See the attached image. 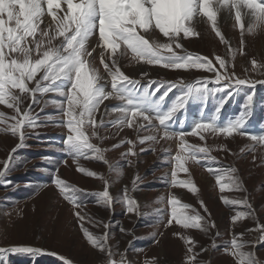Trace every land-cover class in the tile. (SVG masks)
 I'll return each instance as SVG.
<instances>
[{
	"label": "snow or ice",
	"instance_id": "snow-or-ice-1",
	"mask_svg": "<svg viewBox=\"0 0 264 264\" xmlns=\"http://www.w3.org/2000/svg\"><path fill=\"white\" fill-rule=\"evenodd\" d=\"M226 12L229 19H234V27L241 32L240 54H244V35L255 34L259 28H264V0H0V105L6 106L14 112L8 116L0 112V133L10 134L18 138V143L3 161L0 169V179L14 166L15 153L24 146L26 129H35L43 126L38 123V115H33V106L42 101L45 106L54 105L59 109L60 115L66 119L58 121L57 125L67 129L61 149L77 165V171L88 177L103 181L104 189L96 193L99 197L97 203L111 209L114 198L110 195L109 180L103 175L87 170L79 165L81 159H93L108 165L109 172L123 175L122 168L112 165L106 159L105 153L118 149L125 143L130 145L127 151L121 153L128 165L132 164L130 156H136L133 150L136 140L120 139L111 145V149L101 148L99 144L91 142L95 138L100 143L108 137L101 136V129L116 128L117 135L124 128L134 129L137 133L142 130L152 134L144 135L138 139L139 144L152 142L157 144L160 140H177V151L171 154L170 148L162 151L170 156L173 162L170 186L187 188L191 193L198 189L191 180L177 179V171L187 173L186 164L189 161L199 163L201 160L216 161L210 156V149L200 145H191L186 136H199L205 140L201 133L207 132L216 135L232 137L234 134L247 136L256 144H264V132L249 134L243 131L246 128L250 115V106L253 95L246 97L244 110L239 117L220 121L219 113L223 109L232 91H227L217 102L214 115L205 120L194 122L190 132L173 130V123L178 111L185 109L189 101L206 103L209 96L214 93L225 92L228 89L239 90L242 86L254 88L257 83L264 84V80L236 77L234 71L229 72L230 60L216 56L219 68L208 57L188 52L184 49L182 40L199 36L196 25L208 23L211 30L221 43L228 46V55L235 59L237 52L232 49L229 41L218 27V15ZM50 17V20L47 19ZM96 38L95 45L92 39ZM182 50L178 52L177 50ZM94 53L96 55H94ZM97 57L103 72L96 66ZM129 60L150 66H160L169 70L197 69L214 73L211 82L221 85L216 89L207 87L206 79L185 83L179 81L149 80V84H156L155 91L149 92L145 88L143 93L136 87L139 81L126 75L121 69V62ZM252 71L264 75V64H258L255 59L251 61ZM220 69L224 70L222 75ZM248 69H245L247 72ZM144 71L142 77H148ZM224 81L223 84L221 82ZM110 84V90L107 85ZM199 85V86H197ZM179 87L182 95L165 109L164 100L172 88ZM164 88L162 95L152 99L156 92ZM53 93L58 98L43 99L47 94ZM120 101L117 106L109 108L104 105L106 100ZM30 101L25 107V101ZM104 105L103 111L101 106ZM43 111V109H41ZM99 115V119L97 116ZM115 117L106 119V117ZM49 121L51 117H48ZM11 121V122H10ZM156 121L158 123H153ZM91 129V132H89ZM155 151V148H151ZM141 152L145 149L141 148ZM203 154V155H200ZM255 159V158H254ZM67 164V161H64ZM207 170L215 175L216 182L223 192L228 190H242L238 177L228 176L230 187L221 185L225 171L235 173V168ZM52 184L58 189L63 199L73 205L75 209L83 206L79 203L82 190L59 177V169L55 170ZM139 177L133 179V185ZM125 186L121 203L125 205L127 213L138 212V201L127 195ZM225 205L240 204L251 209L247 199L228 200L221 198ZM164 197L157 199L156 203H163ZM204 207L203 201H200ZM167 204L170 206L167 226L173 224L185 229H199L207 232L209 227L214 228L215 222L205 220L198 211L190 205L181 204L175 194H169ZM207 211L206 207L204 208ZM158 215L164 210L157 209ZM74 215L80 221V227L87 242L96 250L106 256V264H132L126 259V253L120 254V259H114V253L108 245L109 233L95 236L84 227L86 217L81 211ZM249 212H236L231 217L236 222L245 217L252 216ZM91 222V221H89ZM105 229L109 228L104 224ZM122 232L125 229L121 228ZM248 232L259 233L255 241H245L244 233L235 234L225 252L231 251L236 264H260L254 251H245L249 246L255 248L257 244L264 243V224L247 229ZM187 247L186 264H197L198 253L193 251L194 242L191 237L179 233ZM219 235V233H217ZM215 247V244H213ZM206 249H201V252ZM43 250L32 246L0 247V256L7 253L40 254ZM58 255V254H57ZM62 264H73V261L61 257ZM145 264H156L155 258L146 260ZM210 264V262H199Z\"/></svg>",
	"mask_w": 264,
	"mask_h": 264
},
{
	"label": "rangeland",
	"instance_id": "rangeland-1",
	"mask_svg": "<svg viewBox=\"0 0 264 264\" xmlns=\"http://www.w3.org/2000/svg\"><path fill=\"white\" fill-rule=\"evenodd\" d=\"M220 16L218 15L217 18L218 27L229 41L231 48L237 52L234 60L228 55V46L221 43L208 23L196 25V30L200 33L199 36L182 40L184 49L208 57L216 68H219L215 60L216 56L230 60L229 72L234 71L236 77L264 80V75L252 71L251 65L253 59L258 64H264V28L257 29L255 34H248L245 31L244 54H240V29L234 27V19L221 23ZM92 45L95 44L92 43ZM177 51L182 53V50L178 49ZM94 55L96 54L94 53ZM140 64L125 59L121 62V69L129 77L131 75L127 73L138 65L143 68L149 66L151 69L163 71H156V74L151 73L148 77L141 75L135 78L131 77L139 81L136 87L140 93H143L145 88L151 92L155 91L157 85H150L149 80L179 81L182 78L185 83H192L197 80L203 82L205 79L207 81L214 79L213 72L197 69L169 70L160 66ZM96 66L103 72L98 57ZM245 69L248 71L245 72ZM220 72L222 75L224 74L223 69H220ZM223 83L224 81L221 82V84ZM107 89L110 90V84L107 85ZM164 90L161 88L151 98L157 99ZM180 95H182L181 88H172L168 96L165 97V109ZM254 95L261 107L253 109L250 106V115L246 128L243 130L249 134L264 132V90H255ZM231 96L234 100L233 111L228 114L225 103L219 113V119L222 118L223 121L239 117L244 110L247 97L245 91L237 90ZM52 98L58 97L49 93L43 99ZM109 101L112 103L107 104ZM29 102L26 100L24 106L26 107ZM119 103L120 101L114 99L104 102L109 108L117 106ZM187 104L190 112L194 109L206 111L207 119L212 116L215 105L212 101L203 105L198 104L197 101H189ZM33 109V115H38V123L43 122V126L26 129L24 146L14 154L16 163L6 176L0 179V247L32 246L42 249L43 252L38 254V264H62L61 257L70 259L73 264H106V256L94 249L84 237L79 226L81 222L74 215L75 211H81V214L86 217L83 225L93 235L100 236L108 231V245L114 253H117L114 259L119 260L120 254L126 253V259L132 264H145L146 260L152 258H155L156 264H186L188 245L174 233L191 237L195 245L193 251L199 254L197 264L199 262L236 264L231 251L225 252V246L229 244L233 236L244 233L245 241H255L259 236V233L248 232L246 229L254 228L257 222L264 224V144H256L247 136L238 134L228 137L222 134L203 132L201 134L205 136V140H201L199 136H186L185 140L189 144L208 147L210 156L216 158L215 162L204 160L203 167L206 165L213 169L235 168L237 170L235 173L227 171L222 173L224 178L221 180V185L230 187L231 182L227 178L228 176L238 177L242 184V190L226 188L222 192L220 185L216 182L215 175L207 170L208 167L201 168L202 163L189 161L186 164L189 171L187 173L177 171V179L191 180L198 189L197 193H191L185 187H172L169 184L173 163L170 162V156L162 150L170 148L171 154H175L177 140H160L157 144H152V142L139 144L140 137L152 133L143 130L137 133L134 129L124 128L117 135L116 128L101 129L100 135L108 138L104 139L102 143L95 138L91 140L92 143L99 144L101 148L111 149V145L118 143L120 139L137 141L133 149L137 155L128 157L132 160L131 165H128L121 156V153L126 152L130 147L127 143L105 153L110 164H118L122 168V176H118L116 172L110 173L108 165L103 162L93 159L79 161L80 166L103 175L109 180L110 195L115 201L112 208L109 209L97 203L99 197L96 193L103 191V181L78 172L77 165L73 163L72 158L58 149L63 148L67 129L58 126L57 122L66 118L60 115L59 109L54 105L45 106L43 101L39 105H34ZM103 109L104 105L101 106V111ZM0 112H4L8 116L14 115L11 109L3 105H0ZM178 114L179 111L176 118ZM48 117H51L50 121ZM109 118L115 117H106V119ZM97 119H99V115ZM187 119L190 123L198 121L192 115H189ZM153 123L158 122L153 121ZM192 126H188L187 132L191 131ZM173 130L181 131V128L174 127L173 124ZM18 142V138L0 133V169H3V161L8 158L9 153ZM152 147L155 148V151L151 150ZM141 148H144L145 151L141 152ZM65 160L67 164L64 163ZM57 168L60 178L82 190L78 193L79 203L83 206L81 209H75L71 203L63 199L58 189L52 184ZM137 176L139 179L134 186L133 179ZM125 186L128 189L127 195L138 201L139 214L136 212L127 213L125 205L120 202ZM89 193L93 194L90 198L86 196ZM170 193L175 194L181 204L191 206L186 210L189 214H192V209H195L205 217L209 224L214 221L216 226L209 227L208 231L204 232L199 229H185L173 221L172 225L166 227L170 214V206L167 204ZM160 197L165 198L164 202L156 203ZM222 197L228 200L247 199L252 207L249 209L240 204L225 205ZM200 201H203L204 207L201 206ZM205 207L208 213L204 210ZM157 209L164 210L163 215H158ZM238 211H250L249 213L253 215L232 222L231 217ZM104 224H108L109 228L105 229ZM121 228L125 229V232H122ZM202 248L206 251L201 252ZM245 251H254L260 264H264V243L257 244L255 248L249 246ZM22 256L25 260H30L36 258L37 254H30L27 257L22 254ZM0 264L25 263H13L8 254H4L0 256ZM30 264L33 262L30 261Z\"/></svg>",
	"mask_w": 264,
	"mask_h": 264
},
{
	"label": "bare ground",
	"instance_id": "bare-ground-1",
	"mask_svg": "<svg viewBox=\"0 0 264 264\" xmlns=\"http://www.w3.org/2000/svg\"><path fill=\"white\" fill-rule=\"evenodd\" d=\"M219 15H221L220 17H221V23L222 22H224V23H226V22H229V18H228V16H227V13L226 12H223V13H221V14H219ZM47 19H49L50 20V17H48ZM201 25H203V23H201ZM219 26V25H218ZM97 41H96V39L95 38H93L92 39V43L93 44H95ZM140 65H144V64H140ZM144 71H147L149 74H151V73H157L156 71H160V72H163V71H161L160 69L159 70H157V69H155V68H152L151 69V67H145L144 66V68L143 67H140L139 65L138 66H135L134 68H131V70L127 73V74H129V75H131V77H133V78H135V77H138L139 75H141V73L142 72H144ZM56 97V96H55ZM110 103H112V101H109V102H107V104H110ZM104 105H106V104H104ZM164 141V140H163ZM163 143V142H162ZM239 147V146H238ZM237 148V147H236ZM175 149V148H174ZM237 150H238V148H237ZM238 152H240V151H238ZM27 207V206H26ZM25 207V208H26ZM250 212V211H249ZM207 213H208V211H207ZM26 226V225H25ZM26 229V228H25ZM218 229H219V227H218ZM247 230V229H246ZM65 233V232H64ZM214 235V234H213ZM246 235V234H245ZM246 237V236H245ZM71 247V246H70ZM201 256V255H200ZM199 258V257H198Z\"/></svg>",
	"mask_w": 264,
	"mask_h": 264
},
{
	"label": "trees",
	"instance_id": "trees-1",
	"mask_svg": "<svg viewBox=\"0 0 264 264\" xmlns=\"http://www.w3.org/2000/svg\"><path fill=\"white\" fill-rule=\"evenodd\" d=\"M86 196H88L89 198L90 197H92L93 196V194L92 193H89V194H87ZM8 255L10 254V253H7ZM14 254H16V255H19L18 253H14ZM22 255V254H21ZM25 255V257H27L28 255H30V254H24ZM30 261H32L33 262V264H38V258H37V256H36V258H31L30 260H25V264H30ZM18 262V261H17Z\"/></svg>",
	"mask_w": 264,
	"mask_h": 264
}]
</instances>
